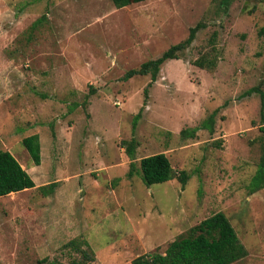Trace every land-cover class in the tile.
Returning a JSON list of instances; mask_svg holds the SVG:
<instances>
[{"label": "rangeland", "instance_id": "obj_1", "mask_svg": "<svg viewBox=\"0 0 264 264\" xmlns=\"http://www.w3.org/2000/svg\"><path fill=\"white\" fill-rule=\"evenodd\" d=\"M197 23L151 86L148 75L122 80ZM260 28L264 0H233L225 11L218 0L120 9L110 0H0V150L34 184L0 197V264L78 263L69 241L86 243L85 264H130L214 213L245 249L231 264H264V135L259 97L244 94L264 78ZM205 53L215 57L209 71L191 64ZM211 113L210 133L199 125ZM192 128L193 138L179 135ZM29 135L37 166L20 143ZM131 137L127 175L120 141ZM157 153L186 173L183 186L141 182L138 160Z\"/></svg>", "mask_w": 264, "mask_h": 264}, {"label": "trees", "instance_id": "obj_2", "mask_svg": "<svg viewBox=\"0 0 264 264\" xmlns=\"http://www.w3.org/2000/svg\"><path fill=\"white\" fill-rule=\"evenodd\" d=\"M115 9L126 7L130 4L144 2L146 0H110ZM233 0H218L219 6L223 11L226 10L229 2ZM203 24L197 23L188 29L187 36L184 40L178 42L163 51L159 57L143 62L137 69L126 71L122 80H128L133 76H149L151 86L155 80L160 66L167 60L179 59V54L187 49L195 38V34ZM258 33L264 34V28H260ZM214 50V49H212ZM191 64L199 69L211 70L215 65V57H208L207 54H201ZM147 88V87H146ZM146 88L143 94H146ZM245 96L257 94L259 97V131L264 135V78L258 85L248 89ZM142 108L139 109V112ZM211 113L200 123L199 128L207 129L210 133L212 129ZM139 113L134 116L132 130L135 128V121ZM198 129V128H197ZM183 129L179 131L181 137L193 138L197 130ZM23 149L26 151L31 163L34 166L39 165V144L36 135H29L20 141ZM124 154L130 160L128 163L130 175L134 163V150L136 141L133 137L128 140L120 141ZM262 156L260 165L264 164V139L261 144ZM138 169L141 182L145 186L161 184L176 178L177 182L183 186L187 180L185 172L174 174L168 159L162 153L153 154L138 160ZM259 167L261 168V166ZM48 186H52L51 184ZM34 187V184L28 174L21 168L18 162L7 152L0 150V197L12 195ZM44 187H39L41 190ZM80 244L86 246L84 241L77 243L69 241L68 245L72 247L81 256V261L73 264H85L93 261V256L88 255L86 251L80 248ZM246 252L239 240L237 239L229 222L221 213L211 214L209 217L201 220L192 226L186 234L175 238L167 244L162 253L152 252L135 257L130 264H231L245 256ZM38 264H60L55 261H48L43 258Z\"/></svg>", "mask_w": 264, "mask_h": 264}, {"label": "crops", "instance_id": "obj_3", "mask_svg": "<svg viewBox=\"0 0 264 264\" xmlns=\"http://www.w3.org/2000/svg\"><path fill=\"white\" fill-rule=\"evenodd\" d=\"M22 168V167H21ZM24 170V169H23ZM28 190V189H27ZM26 191V190H25Z\"/></svg>", "mask_w": 264, "mask_h": 264}]
</instances>
